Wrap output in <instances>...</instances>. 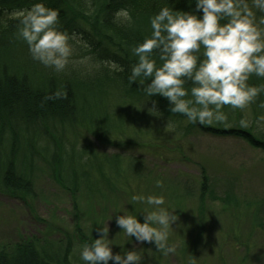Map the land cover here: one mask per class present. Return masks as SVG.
<instances>
[{
	"label": "trees",
	"instance_id": "trees-1",
	"mask_svg": "<svg viewBox=\"0 0 264 264\" xmlns=\"http://www.w3.org/2000/svg\"><path fill=\"white\" fill-rule=\"evenodd\" d=\"M36 2L40 0H0V194L26 203L35 195L36 172L42 165L76 198L81 182L88 181L90 175L82 172L83 167L89 168L95 161L86 149L79 151V133L85 130L106 145L123 148L133 142L141 145L145 130L135 125L139 131L135 139L125 134L136 123L132 124L130 119L140 122L153 101L161 115L146 114L155 116L161 124L175 123L172 127L181 132L239 133L249 138L245 128L252 129L254 121L264 117V92H261L244 109L224 106L222 111L227 117L224 123L192 124L182 114L169 112L165 98L154 95L149 99L143 94V85L129 81L131 66L137 60L132 49L150 37V18L163 7L199 16L195 0H42L46 7L57 10L59 29L71 37L79 36L103 62V67L93 74L80 73L73 67L56 72L32 59L27 44L17 35L21 27L19 17L7 15L30 9ZM248 2L252 8L251 0ZM118 9H127L131 21L114 22L113 14ZM252 11L257 20L264 15L255 8ZM152 58L159 67L162 62L158 53L154 51ZM247 83L264 86V77L252 74ZM184 87L190 89L191 82ZM58 91L65 93L63 98L54 97ZM134 109L138 115H131ZM241 121H246V126ZM162 139L161 134L159 137L153 134L144 146ZM108 156L105 154L117 174L114 178L122 179L117 169L119 155ZM230 188L220 195L204 180L199 191L212 201L227 202L232 195ZM93 239L82 234L78 237L80 244H76L75 239L67 236L63 243L22 237L0 245V264H84L77 250Z\"/></svg>",
	"mask_w": 264,
	"mask_h": 264
},
{
	"label": "rangeland",
	"instance_id": "rangeland-1",
	"mask_svg": "<svg viewBox=\"0 0 264 264\" xmlns=\"http://www.w3.org/2000/svg\"><path fill=\"white\" fill-rule=\"evenodd\" d=\"M72 37L73 56L64 70L73 67L93 74L101 69L103 62L88 45L79 36ZM84 57L88 62L79 63ZM132 112L138 115L135 109ZM146 112L140 122L130 119L136 123L125 134L135 139L139 132L135 125L145 130L141 145H106L85 130L79 133V151L86 149L95 161L83 167L82 172L90 175L81 182L76 198L42 165L36 172L35 195L26 203L0 194V245L26 236L62 243L67 236L80 244L82 234L96 239L98 229L108 227L113 253L123 256L136 251L141 264H264V117L254 121L252 129L245 128L247 138L239 133L181 132L172 127L175 123H158ZM153 134L164 139L144 146ZM105 154L119 155L117 169L122 179L114 178L116 172ZM157 180L162 187L156 186ZM204 180L220 195L231 187L233 196L227 202L201 196ZM133 195L163 196L160 207L175 209L178 219L168 237V243L175 245L174 253L163 255L152 244L137 243L116 226V215L137 216L142 223L143 212L154 210V206L133 201Z\"/></svg>",
	"mask_w": 264,
	"mask_h": 264
},
{
	"label": "clouds",
	"instance_id": "clouds-1",
	"mask_svg": "<svg viewBox=\"0 0 264 264\" xmlns=\"http://www.w3.org/2000/svg\"><path fill=\"white\" fill-rule=\"evenodd\" d=\"M251 5L264 14V0H251ZM252 8L248 0H195L199 16L161 8L150 18V37L132 49L137 60L131 66L129 81L143 85V94L149 99L154 95L165 98L169 112L182 114L189 123H224V106L244 109L264 92V86L247 83L252 74L264 77V15L257 20ZM17 15L21 25L18 38L27 44L32 59L56 72L63 71L71 63L73 47L69 41L73 37L59 29L57 10L40 0ZM113 20L120 23L131 21V17L127 9H118ZM222 20L226 22L220 23ZM154 51L162 62L159 67L152 58ZM88 59L84 57L79 63L86 64ZM189 81L192 87L186 89ZM53 95L63 98L65 93ZM148 112L161 115L155 101ZM241 124L246 126L247 122ZM155 183L162 187V181ZM132 200L154 206V210L143 212L142 223L137 216L116 215V226L137 243L152 244L163 255L174 253L175 245L168 243V237L178 219L175 209L160 207L163 196L133 195ZM77 251L84 264H108L110 260L113 264H141L142 259L133 250L123 256L114 254L108 227L99 228L98 238Z\"/></svg>",
	"mask_w": 264,
	"mask_h": 264
}]
</instances>
